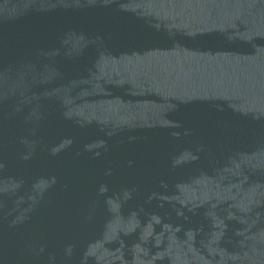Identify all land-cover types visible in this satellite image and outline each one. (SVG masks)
Segmentation results:
<instances>
[{
	"label": "water",
	"instance_id": "1",
	"mask_svg": "<svg viewBox=\"0 0 264 264\" xmlns=\"http://www.w3.org/2000/svg\"><path fill=\"white\" fill-rule=\"evenodd\" d=\"M0 264H264V0H0Z\"/></svg>",
	"mask_w": 264,
	"mask_h": 264
}]
</instances>
